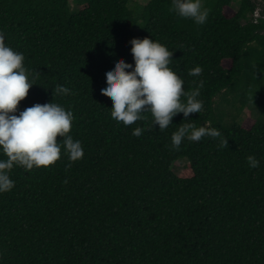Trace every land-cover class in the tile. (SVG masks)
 I'll use <instances>...</instances> for the list:
<instances>
[{"label":"trees","instance_id":"obj_1","mask_svg":"<svg viewBox=\"0 0 264 264\" xmlns=\"http://www.w3.org/2000/svg\"><path fill=\"white\" fill-rule=\"evenodd\" d=\"M75 1L0 0L6 43L39 73L15 114L68 87L55 102L73 112L69 134L84 148L75 161L62 152L48 168L12 170L15 187L0 194V264H264V17L248 0L236 10L235 0H203L204 25L179 17L172 0ZM146 37L174 52L169 67L185 91L203 81L202 113H180L163 132L150 112L130 126L113 120L100 91L105 70L119 58L134 65L130 41ZM197 66L202 74L188 75ZM229 94L261 115L226 122L217 99ZM186 123L221 137L174 150Z\"/></svg>","mask_w":264,"mask_h":264},{"label":"clouds","instance_id":"obj_2","mask_svg":"<svg viewBox=\"0 0 264 264\" xmlns=\"http://www.w3.org/2000/svg\"><path fill=\"white\" fill-rule=\"evenodd\" d=\"M172 4L181 18L190 19L197 25L208 21L209 10L203 0H172ZM130 44L134 65L126 63L124 58L115 59L114 66L105 70L106 85L100 88L112 99L113 120L130 126L145 119V114L150 112L153 127L159 126L163 132L180 113H183L184 121H192L191 114L202 113L204 104L198 97L203 81L191 93L185 91L183 78L169 67L174 52L147 37L134 38ZM24 61V55L6 43V34L0 30V156L4 157L0 158V194L11 192L15 187L11 178L15 167L26 171L48 168L61 158L62 152L69 162L84 153L81 140L69 134L73 127V112L55 102L57 96L73 94L68 87L58 84L52 89L54 102L35 104L19 111V115L15 114L29 89L37 85L39 76L38 72L28 69ZM202 71V67L197 66L190 69L188 75L198 77ZM142 132L143 129L137 127L133 135L140 136ZM58 136L62 137L59 142ZM204 137L216 139L221 133L206 125L197 128L192 123L181 124L172 134L171 147L179 150L185 140L199 142ZM226 144L228 141L220 140V147ZM247 162L252 169L260 167L255 156H248Z\"/></svg>","mask_w":264,"mask_h":264},{"label":"rangeland","instance_id":"obj_3","mask_svg":"<svg viewBox=\"0 0 264 264\" xmlns=\"http://www.w3.org/2000/svg\"><path fill=\"white\" fill-rule=\"evenodd\" d=\"M149 0H131L130 5L136 6L138 5H144ZM71 5L73 8H76V1L71 0ZM239 6L238 0H235L233 2V9L236 10ZM255 15V14H254ZM254 17V16H253ZM218 112L224 116V120L226 122H233V120H236L238 122H246L249 119H256L258 118L261 113L260 110L250 104L247 105L245 108H241V104L239 102L235 103L233 102L232 95H222L221 97H218ZM187 164L186 160H180L174 164V171L177 174H180L184 168V166Z\"/></svg>","mask_w":264,"mask_h":264},{"label":"flooded vegetation","instance_id":"obj_4","mask_svg":"<svg viewBox=\"0 0 264 264\" xmlns=\"http://www.w3.org/2000/svg\"><path fill=\"white\" fill-rule=\"evenodd\" d=\"M243 0H238L241 3ZM250 1L256 8L255 15L253 14L255 19L260 17H264V0H248Z\"/></svg>","mask_w":264,"mask_h":264}]
</instances>
